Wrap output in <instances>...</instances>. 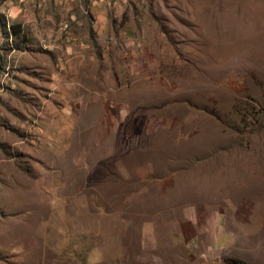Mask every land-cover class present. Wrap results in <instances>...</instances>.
<instances>
[{
    "label": "rangeland",
    "instance_id": "obj_1",
    "mask_svg": "<svg viewBox=\"0 0 264 264\" xmlns=\"http://www.w3.org/2000/svg\"><path fill=\"white\" fill-rule=\"evenodd\" d=\"M0 13V264H150L177 229L264 264V0Z\"/></svg>",
    "mask_w": 264,
    "mask_h": 264
},
{
    "label": "crops",
    "instance_id": "obj_2",
    "mask_svg": "<svg viewBox=\"0 0 264 264\" xmlns=\"http://www.w3.org/2000/svg\"><path fill=\"white\" fill-rule=\"evenodd\" d=\"M92 3L95 2V0H89ZM150 233L149 228L145 227L142 230V236H141V243L143 246L148 247L150 245V242L148 241V234ZM209 231L204 232L200 231V234L191 236L186 242H185V236L186 230L183 232L179 229L174 231H167L166 236V242L173 246L177 251H172L170 249H165L162 255H153L150 256L147 254L146 260L150 262V264H177L178 261H181L182 264H217L215 260H209L206 258V254L210 252V245H206L203 243V241H208ZM169 234V235H168ZM223 239L222 235L217 236V240ZM204 244L205 247L203 250H198V245ZM193 253L194 258L191 261H188L186 259V252ZM198 252V255H195V252ZM134 258H137V254H134ZM135 260V259H133Z\"/></svg>",
    "mask_w": 264,
    "mask_h": 264
},
{
    "label": "trees",
    "instance_id": "obj_3",
    "mask_svg": "<svg viewBox=\"0 0 264 264\" xmlns=\"http://www.w3.org/2000/svg\"><path fill=\"white\" fill-rule=\"evenodd\" d=\"M0 31L6 36L10 37V46L7 50L18 49L20 48L19 41L22 37L20 29L17 24L8 23L4 15L0 13ZM222 261L224 264H248L241 259L236 257H223Z\"/></svg>",
    "mask_w": 264,
    "mask_h": 264
}]
</instances>
